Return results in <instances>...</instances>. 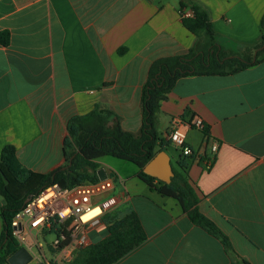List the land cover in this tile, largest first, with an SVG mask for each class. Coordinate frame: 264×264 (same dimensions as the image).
Listing matches in <instances>:
<instances>
[{
	"label": "crops",
	"instance_id": "0c3cea01",
	"mask_svg": "<svg viewBox=\"0 0 264 264\" xmlns=\"http://www.w3.org/2000/svg\"><path fill=\"white\" fill-rule=\"evenodd\" d=\"M192 1L209 13L226 51L245 55L260 42L264 0ZM1 32L11 40L0 44V162L12 145L24 168L45 174L65 164L74 117L110 112L109 127L119 121L140 134L153 64L198 42L183 24L180 0H0ZM163 118V138L176 120L184 128L195 152L187 176L198 208L228 245L194 224L178 201L151 191L138 168L116 181L121 201L113 210L126 209L121 217L135 211L147 239L116 264H264V61L233 75L178 80L156 125ZM195 118L204 130L187 127ZM206 130L219 145L214 156ZM103 159L100 179L115 177L117 166ZM3 205L0 197V211ZM108 234L103 218L90 231L91 243ZM36 250L26 249L27 264H45Z\"/></svg>",
	"mask_w": 264,
	"mask_h": 264
},
{
	"label": "trees",
	"instance_id": "16d2710c",
	"mask_svg": "<svg viewBox=\"0 0 264 264\" xmlns=\"http://www.w3.org/2000/svg\"><path fill=\"white\" fill-rule=\"evenodd\" d=\"M184 26L198 37L196 45L184 55L155 62L142 95L143 124L140 134L125 131L116 122L109 127L110 112H94L74 117L68 125V137L64 141L65 164L51 173H39L24 168L16 148L8 145L3 149L0 162V197L3 231L0 235V264H8L9 258L21 249L13 234L12 220L26 201L49 186L63 189L100 181L99 160L107 156L134 163L139 168L138 177L151 191L179 202L190 220L220 238L228 245L227 237L199 210V199L189 182L187 172L195 154L184 155L181 151L174 177L165 184L144 173L145 166L160 151H166L171 143L156 130V116L160 104L173 90L178 80L197 75H233L264 61V16L260 23V42L247 50L245 55L226 51L216 40L209 13L192 0H180ZM191 11L192 16H185ZM11 35L0 33V44L8 46ZM258 51L257 55L255 52ZM207 143L211 137L205 131ZM212 161L211 159H206ZM71 163V164H70ZM108 236L79 251L70 264H116L140 247L147 239L140 218L135 211L123 217L107 219Z\"/></svg>",
	"mask_w": 264,
	"mask_h": 264
},
{
	"label": "built area",
	"instance_id": "2783aa9c",
	"mask_svg": "<svg viewBox=\"0 0 264 264\" xmlns=\"http://www.w3.org/2000/svg\"><path fill=\"white\" fill-rule=\"evenodd\" d=\"M192 15L191 11L185 13L187 17ZM187 127L204 130L205 125L200 118H195ZM167 139L184 155L195 154L186 144V132L179 121L174 122ZM210 141L207 144L214 156L219 145L213 139ZM116 180L107 176L95 183L67 189L53 185L29 198L12 220L13 234L21 248L37 249L45 264H70L79 251L92 245L91 229L100 225L105 215L120 203L121 199L116 195ZM41 240L45 241L53 256L51 260Z\"/></svg>",
	"mask_w": 264,
	"mask_h": 264
},
{
	"label": "water",
	"instance_id": "95a60500",
	"mask_svg": "<svg viewBox=\"0 0 264 264\" xmlns=\"http://www.w3.org/2000/svg\"><path fill=\"white\" fill-rule=\"evenodd\" d=\"M264 49L263 47L260 49ZM258 51L255 52L257 55ZM71 164V163H70ZM144 173L157 179L158 181L170 184L174 177V167L171 162V157L167 151L158 152L155 157L150 161L144 168ZM99 173H106L105 170L101 169ZM106 177H103V179ZM30 254L25 248H21L16 254L9 258L10 264H27L30 261Z\"/></svg>",
	"mask_w": 264,
	"mask_h": 264
},
{
	"label": "rangeland",
	"instance_id": "374dc122",
	"mask_svg": "<svg viewBox=\"0 0 264 264\" xmlns=\"http://www.w3.org/2000/svg\"><path fill=\"white\" fill-rule=\"evenodd\" d=\"M166 121H167V120H165V118H163L162 123L156 125L157 131L159 132V134H160L161 136H162V135L165 133V131H166V130H165V129H166V127H165V122H166ZM166 151H167V153H168V154L171 156V158H172V164H173V166H174L175 168H178L177 163H178V160H179L180 155H181V150L179 149V147H177V146H176L175 144H173V143H170V144L167 146ZM103 161L106 162V163H113L115 166H117V167H115V170H116L117 173H114V176L117 178L116 181L118 182V184L120 183V178H119V176H120V177H123V178L127 181V179H126L125 176H131V175H133V172H134V171L138 170V167H137L134 163H132V162H128V161H125V160H122V159H119V158H115V157H112V156H107L106 158L103 159ZM121 165H122V166L124 165V168H123V169H121V167H120ZM147 194H149V196H150L149 190H148ZM155 197H159V196H158V195H155ZM125 210H126V209H121L120 212H119V213H121V214H118V213L115 212V210H113V208H112V209H111V210L105 215V217H104V222L106 223V222H107V219H108L109 217H121V216H122V213H123V214L126 213ZM106 225H107V223H106ZM50 238H51V237H50ZM41 242L44 244V249H45V252H46L47 257L49 258V260H51L53 256H52V254L50 253V251H49V249H48V247H47L45 241H44V240H41ZM36 252H37V250H36Z\"/></svg>",
	"mask_w": 264,
	"mask_h": 264
}]
</instances>
